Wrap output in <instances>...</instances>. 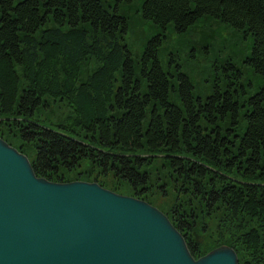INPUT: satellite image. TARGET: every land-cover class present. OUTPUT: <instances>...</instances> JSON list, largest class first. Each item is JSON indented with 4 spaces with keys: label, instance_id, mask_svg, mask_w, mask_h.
Wrapping results in <instances>:
<instances>
[{
    "label": "trees",
    "instance_id": "trees-1",
    "mask_svg": "<svg viewBox=\"0 0 264 264\" xmlns=\"http://www.w3.org/2000/svg\"><path fill=\"white\" fill-rule=\"evenodd\" d=\"M117 1L110 11L99 0H0V137L38 177L95 181L151 205L158 158L182 194L216 218L215 233L200 236L189 204L158 207L190 255L224 244L238 264H264V84L239 101L241 73L227 62L234 81L193 96L177 48L166 52L165 68L158 58L170 34L178 46L195 33L208 52L209 26L228 25L250 46L227 60L264 77V0ZM136 17L156 33L133 57L125 34L141 25ZM61 102L71 112L53 118Z\"/></svg>",
    "mask_w": 264,
    "mask_h": 264
},
{
    "label": "water",
    "instance_id": "water-1",
    "mask_svg": "<svg viewBox=\"0 0 264 264\" xmlns=\"http://www.w3.org/2000/svg\"><path fill=\"white\" fill-rule=\"evenodd\" d=\"M0 264H238L224 244L193 258L168 217L95 181L38 177L0 137Z\"/></svg>",
    "mask_w": 264,
    "mask_h": 264
},
{
    "label": "rangeland",
    "instance_id": "rangeland-1",
    "mask_svg": "<svg viewBox=\"0 0 264 264\" xmlns=\"http://www.w3.org/2000/svg\"><path fill=\"white\" fill-rule=\"evenodd\" d=\"M110 11L113 10L114 6L118 3L117 0H99ZM122 4H119L118 12L122 14L123 8ZM122 11V12H121ZM141 25L134 23L132 27L128 29L125 34V42L127 43L131 54L133 57H137L139 51L144 43V41L156 33V28L151 26L149 22H143L140 18L136 17ZM147 23V24H145ZM150 25V26H147ZM214 29V38H212L211 47L208 52H205L203 49H200L197 46L193 39L195 38V33H190L189 43H180L178 46L175 43L177 39L174 34H170L166 43L161 45V49L158 52V58L160 64L163 68L166 67V52L174 50L175 48V58L176 63H178V68L180 72H184L191 84H192V94L193 96L202 97L208 90V85L216 81L220 86L223 82L234 79L231 77V68L227 66V62L232 63V66L236 67L240 73L241 78H239L234 84V87L238 89V100L242 101L243 97H247L255 92L262 84H264V77L253 73L251 69L247 68L244 63H240L235 56L230 58V61L227 60V57L230 56L236 50L241 53L239 57L245 56L249 52L250 39L249 38H240L238 33L233 31L228 25L219 26L214 25L213 23L209 26V29ZM174 43V44H173ZM191 50V54L194 56H186L187 51ZM177 68V69H178ZM241 87L244 92H241ZM173 100V99H170ZM62 105L58 107H53V118L57 116H66L71 112L70 107L61 102ZM242 108H239L241 110ZM148 117V113L145 116L144 122ZM29 155H32V152L26 151ZM154 165L149 170L150 178L147 182L149 187L150 198L153 202V206L160 208L162 211L167 212L169 206L172 203H177L179 207H187L186 204H189V207L192 208L196 215V227L201 229L198 231L200 236L212 235L216 231V218L211 216L207 218L204 216L203 207L199 206L196 201L191 200L187 196L182 194V191L179 190L180 181L175 180L174 183L171 182V177L168 175V170L165 167H160L159 159H154ZM85 161H81L80 169L84 167ZM230 174V173H229ZM170 175V174H169ZM163 186L164 192H161ZM164 193V194H161ZM125 194V193H121ZM128 195V194H126ZM202 212V213H199Z\"/></svg>",
    "mask_w": 264,
    "mask_h": 264
},
{
    "label": "flooded vegetation",
    "instance_id": "flooded-vegetation-1",
    "mask_svg": "<svg viewBox=\"0 0 264 264\" xmlns=\"http://www.w3.org/2000/svg\"><path fill=\"white\" fill-rule=\"evenodd\" d=\"M131 196H134V195H131ZM176 217H179L178 215H176Z\"/></svg>",
    "mask_w": 264,
    "mask_h": 264
}]
</instances>
